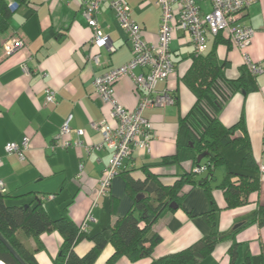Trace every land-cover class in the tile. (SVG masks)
<instances>
[{
	"label": "crops",
	"instance_id": "crops-1",
	"mask_svg": "<svg viewBox=\"0 0 264 264\" xmlns=\"http://www.w3.org/2000/svg\"><path fill=\"white\" fill-rule=\"evenodd\" d=\"M83 2L26 0L25 4L17 5L9 17L7 30L0 33V46L13 37L25 42L8 57H4L0 49V180L8 193L6 203L19 207L40 204L49 217L64 216L77 227L90 212L93 220L88 222L84 239L74 247L80 257L93 247L94 236L109 240L111 227L133 205L134 198L126 190L127 180L148 178L156 186L172 187L192 170L193 153L184 148L179 122L196 101L183 79L193 64V48L185 34L175 31L170 42L174 72L155 86L156 92H165L174 103L143 111L153 136L150 151H135L124 162L121 173L111 180L108 192L97 197L111 151L102 148L86 155L80 148L51 151L50 146L69 116L72 117L71 133L62 136V140L72 141L76 139V130H82L86 145L101 143V134L91 129L89 123L102 120L110 126L115 123L108 115V106L94 90V79L111 68L125 65L132 52L108 4L101 6L97 21L115 51L110 53L92 44V31L82 15ZM127 2L142 38L156 45L161 14L156 0ZM237 24L249 25L255 30L247 51L263 68L262 73L254 76L247 72L248 77H245L242 55L225 31L216 37L208 36L202 57L212 56L222 66L225 81L238 86L222 105L218 119L225 128L243 125L249 139L250 160L244 162L246 150L232 144L221 148L222 165L215 169L213 178L202 186L205 174L195 176L198 183L191 189L184 187L187 192L178 207L164 212L152 225V231L161 237V242L154 247L151 256L135 262L121 257L114 264H149L193 246L211 232L204 217L211 209L215 210L217 233L231 234V237L217 243L210 256L199 264H243L245 254L264 256V223L249 222L253 213L264 207V174L259 170L264 166V0H254ZM94 56H98L97 63L91 60ZM142 72L145 71L134 70L135 74ZM243 77L246 79L243 81L252 86L250 90L242 86ZM47 88L56 92V104L45 103ZM114 90L123 108L128 111L136 108L139 94L129 77L118 80ZM239 135L236 133L235 137ZM24 137L28 138V146L22 151L23 160L17 154L5 153L7 143L20 146ZM170 156H176L177 160L163 164L162 159ZM229 173L258 182V190L249 193L243 205L233 208L227 207L220 188ZM234 184L237 186L238 182ZM39 195L54 197L40 202ZM17 237L28 249H35L32 238L21 232ZM38 240L40 249L33 252L36 264H53L62 245L61 235L57 231L44 233ZM233 245L236 255L230 258L228 252ZM113 253V247L107 244L95 264H106Z\"/></svg>",
	"mask_w": 264,
	"mask_h": 264
},
{
	"label": "trees",
	"instance_id": "trees-1",
	"mask_svg": "<svg viewBox=\"0 0 264 264\" xmlns=\"http://www.w3.org/2000/svg\"><path fill=\"white\" fill-rule=\"evenodd\" d=\"M16 4H25L26 0H14ZM13 11H10L4 0H0V33L7 30L8 20ZM221 34V33H219ZM218 34V35H219ZM217 35V36H218ZM193 64L184 76V82L193 91L196 101L190 112L180 120V136H183L184 148L193 153V167H206L202 186L214 176L215 169L222 165L219 150L232 144L239 150H246L244 162L250 160L249 139L243 125L239 123L232 128H225L218 119V114L225 101L237 91V84L227 83L223 76L222 66L216 63L212 56L206 58L194 54ZM245 68V77H248ZM241 79L242 86L250 90V83ZM245 80V81H243ZM236 133L240 135L235 137ZM8 144V143H7ZM6 144V145H7ZM5 145V146H6ZM5 151V147H4ZM206 153L200 163L197 156ZM176 156L162 159L163 164H172ZM181 176L172 187H159L149 182L127 180L126 190L134 198L129 211L119 218L111 227V237L105 240L101 235L92 238L93 247L84 256L80 257L74 252V247L85 237L73 222L64 216L51 218L45 209L37 204L30 207L7 205L8 193L0 191V235L19 255L26 264H36L33 252L40 249L39 236L44 233L57 231L62 237V245L58 257L53 264H95L101 252L110 244L114 253L106 264H114L119 258L125 257L135 262L144 257H150L153 249L161 242V237L152 231V225L166 211H172L169 205L178 207L188 188L194 187L198 181L194 179L193 171ZM234 182H238L236 186ZM186 186V188H184ZM224 193L228 208L241 206L245 203L249 193L258 190L256 180H248L244 176L227 174L220 187ZM209 193V189L206 188ZM142 193L139 199L136 195ZM39 201V200H38ZM41 202V201H40ZM214 209L204 217L211 226V232L193 246L180 252L169 254L152 260L149 264H199V261L210 256L217 243L229 239V235H219L216 231ZM258 221L264 223V207L258 208L250 218V223ZM21 232L32 238L36 244L35 249H28L17 237ZM235 245L229 249V257L233 258ZM19 264L0 242V263ZM243 264H264V256H251L245 254Z\"/></svg>",
	"mask_w": 264,
	"mask_h": 264
},
{
	"label": "built area",
	"instance_id": "built-area-1",
	"mask_svg": "<svg viewBox=\"0 0 264 264\" xmlns=\"http://www.w3.org/2000/svg\"><path fill=\"white\" fill-rule=\"evenodd\" d=\"M8 9L17 8L14 0H4ZM254 0H156L160 8V24L157 33V44H148L141 35V30L131 17V9L127 0H84L82 15L92 31V44L97 48H106L110 53L115 51L109 37L105 35L98 24L97 15L103 4H108L113 11L120 28L125 32L131 47L132 57L122 66L111 68L94 79L93 86L101 102L108 106V115L115 123L110 126L105 120L90 122L91 129L101 134L102 141L98 145H86L83 140V131L76 130V139L62 140V136L71 133L69 116L61 125L58 134L50 146L51 151L57 148L66 149L75 147L82 149L86 155L102 148L111 151V158L105 170V176L100 182L97 197L108 192L111 180L124 169V162L135 151H150L153 139L150 122L142 115L146 109L163 107L173 104L174 99L165 92H156L158 82L165 81L174 72L171 60L170 42L173 33L180 31L188 38L195 55L203 54L207 49L208 36L216 37L221 32H227L231 44L241 53L245 68L251 75H258L263 68L254 62L248 53V47L254 36L255 30L245 24H237L242 14L253 4ZM25 42L20 37L9 38L0 46L4 57H8L24 46ZM91 60L98 62V56ZM144 70L135 74L134 70ZM27 72V69L24 67ZM129 77L139 94V101L133 111L123 108L115 98L114 86L118 80ZM45 103L56 104V92L47 88L45 90ZM28 146V138L24 137L20 146L8 143L5 153L17 154L23 160V150ZM82 165H79V171ZM206 167H195V174L205 172ZM264 174V166H260ZM0 191H5L0 180ZM53 195H39V201L52 200ZM89 212L80 226V231L85 232L88 222L92 221Z\"/></svg>",
	"mask_w": 264,
	"mask_h": 264
},
{
	"label": "water",
	"instance_id": "water-1",
	"mask_svg": "<svg viewBox=\"0 0 264 264\" xmlns=\"http://www.w3.org/2000/svg\"><path fill=\"white\" fill-rule=\"evenodd\" d=\"M206 153H201L197 156V162L200 163L201 160L205 157ZM141 196H137V199H139ZM26 207V206H24ZM170 208H175L173 204L170 205ZM0 242L6 247V249L9 251V253L17 260L19 264H26L19 255L12 249V247L3 239V237L0 235Z\"/></svg>",
	"mask_w": 264,
	"mask_h": 264
}]
</instances>
